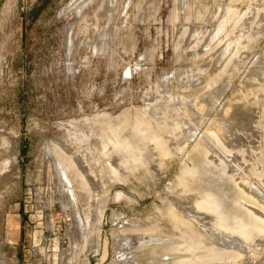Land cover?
Here are the masks:
<instances>
[{
  "label": "rangeland",
  "instance_id": "374dc122",
  "mask_svg": "<svg viewBox=\"0 0 264 264\" xmlns=\"http://www.w3.org/2000/svg\"><path fill=\"white\" fill-rule=\"evenodd\" d=\"M0 264H264V0H0Z\"/></svg>",
  "mask_w": 264,
  "mask_h": 264
},
{
  "label": "bare ground",
  "instance_id": "6f19581e",
  "mask_svg": "<svg viewBox=\"0 0 264 264\" xmlns=\"http://www.w3.org/2000/svg\"><path fill=\"white\" fill-rule=\"evenodd\" d=\"M251 218V217H250ZM253 218V217H252ZM254 219V218H253ZM250 220V219H249ZM251 222V221H250Z\"/></svg>",
  "mask_w": 264,
  "mask_h": 264
}]
</instances>
